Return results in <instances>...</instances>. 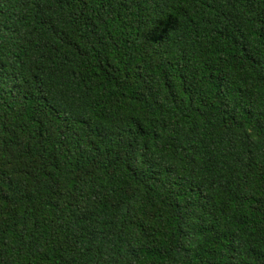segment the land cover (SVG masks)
Masks as SVG:
<instances>
[{"label": "trees", "instance_id": "16d2710c", "mask_svg": "<svg viewBox=\"0 0 264 264\" xmlns=\"http://www.w3.org/2000/svg\"><path fill=\"white\" fill-rule=\"evenodd\" d=\"M0 264H264V0H0Z\"/></svg>", "mask_w": 264, "mask_h": 264}]
</instances>
